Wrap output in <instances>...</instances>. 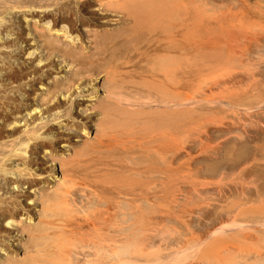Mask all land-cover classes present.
<instances>
[{
  "label": "bare ground",
  "instance_id": "6f19581e",
  "mask_svg": "<svg viewBox=\"0 0 264 264\" xmlns=\"http://www.w3.org/2000/svg\"><path fill=\"white\" fill-rule=\"evenodd\" d=\"M96 11L120 15L125 27L99 30ZM17 13L23 14L27 24V14H36L43 22L49 20L51 27L35 26L28 35L41 43L47 60L61 57L72 69L65 81L46 87L31 106L30 113H41V106L46 107L45 114L57 111V115L51 114V121L36 126L26 124L24 130L17 128L20 120H8L10 96H5L7 90H0V252L6 253L0 257V264H139L140 255L149 258L157 253L151 238L145 244L148 252L142 253L140 236L143 226L153 229L154 214L169 213L174 163L179 164L176 178L184 180L189 171L186 128L193 110L188 106L187 89L207 67L225 68L230 63L224 60L235 53L229 40H246L245 48H239L245 56L253 52L257 57L264 55V0L255 4L250 0H0V54L4 47H10L4 45L7 37L14 39V46L19 42L28 46ZM5 14H11L14 20L8 21ZM60 25L64 26L58 28ZM76 31L73 39L78 38L81 46L58 37H72ZM125 33L131 40L142 41L135 56L120 57L115 40L114 47L106 49L110 35L116 39ZM86 38L88 46H84ZM43 61L41 58L37 64L41 67ZM37 75L38 69L33 66L7 72L4 77L12 82L29 77L34 81ZM99 79L103 98L98 97ZM33 84L27 83L26 89L33 90ZM40 84L45 87L44 82ZM73 89L83 101L91 99V106L82 109L81 101L73 99ZM67 94L69 107L65 108L64 99L52 104L58 95ZM22 95L29 100L31 94L24 91ZM4 106L7 115L2 118ZM90 110L89 121L75 122L78 115ZM54 125L72 132L60 134L54 131ZM90 129L93 138L72 143V137L80 131L89 135ZM61 144H69L68 154L61 152L60 147H65ZM16 161L21 164L14 170L9 166ZM56 165L61 176L52 169ZM253 168H245L243 174L249 178ZM158 181L163 183L162 188ZM243 185L242 192H251ZM262 198L264 188L260 187L255 198L249 195L235 208L232 204L223 209L226 214L215 211L216 218L203 230L208 236L203 239L198 235V241L191 237L188 245L179 244L174 257L182 254L185 261L191 258L190 264H264V228H230L237 225V219L253 212L254 202ZM249 215L255 219V214ZM143 216H148L146 222ZM227 216L235 223L214 229L217 221ZM259 217L264 227V216ZM256 241L259 245H250Z\"/></svg>",
  "mask_w": 264,
  "mask_h": 264
},
{
  "label": "rangeland",
  "instance_id": "374dc122",
  "mask_svg": "<svg viewBox=\"0 0 264 264\" xmlns=\"http://www.w3.org/2000/svg\"><path fill=\"white\" fill-rule=\"evenodd\" d=\"M256 1L257 0H252V1L250 0V3L255 4ZM250 6L252 7L254 5H250ZM95 9H97V7L96 8L93 7L92 10ZM97 12L99 11L94 12L96 14L94 18H96L101 22L100 25L101 28L99 30H102L103 32L104 31L108 32V31L123 29L125 27L123 22L119 20L120 15L111 12H105V14L101 11L99 13ZM234 12L236 13V11ZM5 15L8 21L10 19L14 20L11 14H5ZM35 15L34 17H32L30 14L26 15L28 17V24H29L28 25L27 22L24 20L23 14L17 13V17L21 21L20 24L22 25V27H24V33L27 35V38L25 37V40L27 39L26 42H28L27 43L28 46H26L25 43H23L22 44L23 46H21L20 42H19L20 45L17 44L19 47L14 46V42L12 41L14 39L11 40V37H7V34H4L5 37L4 40L8 39L7 43H5L4 45L10 46L7 47V49L9 48L10 49L7 50L4 47V49L2 48L3 50L1 49L3 51V52L1 51L2 54H0V69H1L0 85L1 86L3 85L0 90H3V92L4 89L7 90L5 96L7 97L10 96L9 100L7 101V104L9 103L7 107L8 111L4 106V109L2 111V113L4 112V114L3 115L1 114V116L2 118H4L5 114L8 113L7 117L9 121L15 119L20 120L21 123L18 124L17 127L18 130L20 129L24 130L26 128L25 127L26 124H28L27 127L29 125H31L30 127H32L34 125L36 126L39 123L45 121H51L53 119V116H51V114L57 115V111H53L51 114H45L44 111L46 107H41V106L39 108L40 110H42L41 113H36V112L30 113L31 106H35L34 105L36 104L35 100L38 99L41 93H44L46 91V87H49V85H53V82L65 81L66 77L68 76V73H70L72 69L71 66H68L67 65L68 63L64 61V59L61 57L52 56L51 59L47 60L48 55L46 51H43V47H41V43L37 44V42L33 41V37L28 35L29 32L32 31L34 32L35 26H39V27L40 26L42 27L43 25L46 27L52 26L49 23V20H46L44 22L40 21L41 18ZM249 19L250 18H248V20ZM248 20H246V22ZM255 20L256 19H253V21ZM228 23H230V21L226 22L225 25H227ZM63 26L64 25L62 26L60 25L58 28H61ZM83 30L87 31L89 29L82 28V31ZM58 34H62V33H58ZM77 35H78V31H76L72 37H67V36L65 37L63 35H60L58 37L60 38L61 41L66 43H71V45L73 46L74 45L81 46V41L78 40V38H76L75 41L73 39ZM232 38L233 37H231V39ZM107 39L108 40H107L106 49L107 50L112 49L116 42L119 56L123 58L135 56L140 52L139 49L143 46L141 40H136V41L131 40L130 36L126 35V33L119 35L116 39H114V37L110 35ZM233 40L234 39H232V41L229 40L228 43L229 42L231 43L230 46L233 47L232 49L235 53L234 54L233 52L232 54L230 53L228 56L229 58L225 56L224 59L230 62L228 63V65H224L228 68L226 67L220 68L219 66H218L219 68H217L215 66L213 67L214 68L213 69L207 67L204 70L203 75L200 76L201 79L195 78L190 83L187 89L188 92L187 94L188 96H190L189 103L188 102L187 103L188 106H190V109L193 110L190 111L189 114L190 116H188L187 119L188 122L186 128L187 130L186 160L188 162L187 170L189 171L188 173L186 172L187 176L184 180H181L180 176H177L176 178L175 175H179L178 174L179 164L177 162L174 163L173 177L175 178L172 179L173 180L172 184H170L171 210L169 209V213L159 212L154 214L153 220L155 222V225L153 229L150 230L146 226H143L142 234L140 236V245L143 246V247L140 246L142 253L144 251H147L146 245L148 243L146 242H149L150 238L155 241V242L153 241L155 245L154 250L157 253L151 254L153 256L151 257L148 256L149 258H146L147 256L144 257L140 255L139 259L137 260L139 264H175V262L177 261L178 263L179 260H181V262L184 261L181 264H188V263L190 264L192 261L190 260L191 258L186 259L185 261L184 256H182V254H180L178 258L177 256L174 257L175 256L174 252L176 247L177 246L179 247L180 246L179 244H181V246H183L184 244L188 245L189 243H191L192 240L198 241L199 240L198 235L200 238L202 237L203 239H205L208 236V234L204 233V231L207 230V228L212 224L213 220L216 218L215 211L219 212L220 214L223 212H224L223 214H226L225 210L222 211L223 209H227V207L231 206L232 204H233L232 207L235 208L236 204L239 205V203H241V200L243 198H247L249 195L255 198L257 195V191L260 189V187L264 188V88H263L264 87V59H263L264 55L262 54V56L259 55L257 57V54L253 52V54L248 53L245 56L244 55L245 53L242 52V50H240L239 48L241 49L245 48L244 44L247 41L244 39L242 40L236 39L234 41ZM84 41H85L84 46H86L87 38ZM8 43L10 45H8ZM15 43H17V41ZM11 45L14 46V48H11L12 47ZM15 47L19 48V50L16 51L17 48ZM20 48L22 52L20 51ZM35 48H38V50L35 51L34 50ZM29 51L33 52L32 55H28ZM25 52L27 53L25 54ZM14 56L17 58L15 59ZM40 57L44 60L41 64V67L39 66V64H37L39 59H41ZM261 58L263 61L261 60ZM233 61L235 63H233ZM239 62H242V64L241 63L239 64ZM246 62L247 63L250 62L249 63L250 65L248 66ZM245 63H246V68L248 67L252 68L253 66H255L253 68L255 70L253 69L248 70L249 68L246 69ZM238 64L240 68L238 67ZM233 65H237L235 66L236 68ZM9 66H11V68ZM33 66H35L38 69V75L36 76V80L30 81L33 79V78L30 79V77L28 79H24L22 81H17V82L5 80L6 79L4 77L5 73L11 72L13 70L22 71ZM208 68H210V70H208ZM251 71H253V73H251ZM249 72L251 74H249ZM42 74L47 76L41 77L42 78L41 81V78L39 79L37 78L40 77ZM253 77H257V78H253ZM195 81L197 82L195 83ZM41 82H44L45 87H41L40 84ZM27 83L28 84L34 83L33 90L29 89V87H27L26 89ZM97 83H98L97 84L98 89L100 90L98 93V97L103 98L104 91L102 89V82L100 83V79H99ZM40 87L43 88L44 90L40 89ZM24 91H29V93L31 94L29 100H27L26 97L22 95ZM74 92L75 89L72 90V93ZM77 95H78L77 92H75V96L73 99H75L76 97L78 98V101L79 100L81 101L82 109L91 106L93 102V101L91 102V99L85 98L83 101V99L82 98L80 99L79 96ZM256 95L257 96L259 95L258 96L259 98ZM61 96L58 95L57 99L52 104L56 103L57 100L59 99L60 100L64 99L63 102L65 108L69 107L70 103H67L69 94H67L66 97H64V95ZM10 103L13 106L10 105ZM11 107H13V109H11ZM14 107L18 108V110L15 109ZM4 110L7 112L5 113ZM91 113L93 112L90 110V112L88 111L85 114L78 115L79 118L75 122H79L82 124V122L89 121L90 119L87 117H89ZM2 121L3 120L1 119L0 125L3 124ZM53 128L55 132H59L60 134L63 135H67L68 133L72 132L65 127L60 128L57 125H54ZM8 131H6V133ZM87 132H90V134L88 135L85 132L80 131L77 136L72 137V143L78 144L86 139L94 137L93 129H90V131L87 130ZM61 145L65 146L64 148L60 147L61 152L68 154L71 148V147L69 148L67 147L69 146V144L67 145L61 144ZM19 164H21V161H16L15 163H13L12 166L9 167L10 168L13 167L15 170ZM231 166H237V167L235 169H231L229 168ZM248 167L250 168L254 167L249 178H247L243 174V170ZM52 169H54L53 171L55 172L56 175L61 176L60 168L58 165L52 167ZM239 170H241V172ZM220 181L223 183H221ZM243 182L244 185L242 184ZM157 183L158 186L162 188L163 183L161 181H158ZM215 183H218L219 186ZM241 184L243 186L251 188L252 189L251 192L248 193L246 191L242 192ZM46 186H49V183L46 184ZM257 188L259 189L257 190ZM229 190L231 193L229 192ZM263 202L264 199L262 198L259 199L257 202H254V204L252 203L255 208L252 206L253 208H251L250 210H253V212L251 211L252 213L251 212L248 213L253 215L255 214L256 215L255 219L254 216H251L248 213H246L245 214L246 216L244 215L240 219H237L238 222L237 225L236 224L231 225L230 228L235 230L238 228V226H245V225L252 229L264 228L262 226L261 221L258 222V220L260 219L259 216H264V212H259L261 208H264ZM248 207L250 208L249 205ZM210 214L211 216L209 217ZM147 217L148 216H143L141 219L142 220L144 219L143 221L146 222V220L148 219ZM234 220L233 217L231 218L228 216L222 217V220L219 219V221H217V223L214 226V229L221 227V225L223 226V224L227 225L228 223L230 224L231 222L235 223ZM239 222L241 223L243 222V224ZM233 226L236 227L233 228ZM209 230L211 231L213 230V228H209ZM209 230L207 232H210ZM190 231H192L193 235L197 238H194V236H192V232L190 233ZM15 244H17V242ZM250 245L254 247V245H259V244L256 241L254 243H250ZM195 249L196 248H193L192 250H190V252ZM186 253L189 252L186 251ZM3 256H6V253L1 254L0 252V257ZM174 259H176V261H174ZM129 264H136V263H129Z\"/></svg>",
  "mask_w": 264,
  "mask_h": 264
}]
</instances>
